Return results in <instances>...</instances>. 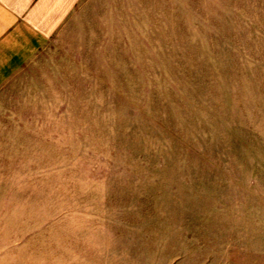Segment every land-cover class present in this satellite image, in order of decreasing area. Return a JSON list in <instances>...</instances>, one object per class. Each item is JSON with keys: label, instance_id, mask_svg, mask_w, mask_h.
<instances>
[{"label": "rangeland", "instance_id": "obj_1", "mask_svg": "<svg viewBox=\"0 0 264 264\" xmlns=\"http://www.w3.org/2000/svg\"><path fill=\"white\" fill-rule=\"evenodd\" d=\"M28 65L0 264H264V0H83Z\"/></svg>", "mask_w": 264, "mask_h": 264}, {"label": "crops", "instance_id": "obj_2", "mask_svg": "<svg viewBox=\"0 0 264 264\" xmlns=\"http://www.w3.org/2000/svg\"><path fill=\"white\" fill-rule=\"evenodd\" d=\"M82 1L0 0V92L26 70ZM5 201L0 197V232L10 204Z\"/></svg>", "mask_w": 264, "mask_h": 264}]
</instances>
